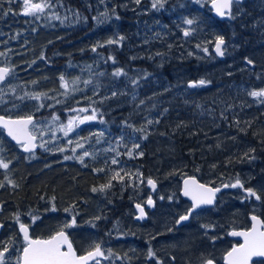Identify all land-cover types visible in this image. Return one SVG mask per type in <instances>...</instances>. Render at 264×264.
I'll return each mask as SVG.
<instances>
[{"label": "rangeland", "instance_id": "374dc122", "mask_svg": "<svg viewBox=\"0 0 264 264\" xmlns=\"http://www.w3.org/2000/svg\"><path fill=\"white\" fill-rule=\"evenodd\" d=\"M112 1L115 2L116 0ZM121 1L122 0H117L116 5L114 3L106 5V3H110L111 0H91V3L89 1L90 4L83 2L82 9L88 8L86 13L83 12L84 10L82 9L80 12L78 10L76 12L73 10L67 12L71 13L67 19L69 25H72L71 29L76 28V24H85L87 22L85 17H91L92 12L89 8L95 5V7L102 9L101 14L105 18L103 23L110 24L116 31L118 27L113 24L116 16L121 23L122 21L125 23L126 20L131 19V17L147 15V9L141 6V3L145 2L149 6L151 12L154 11L155 13V16L150 14L151 16L147 21V29L151 30L156 28L160 33V37L165 41L164 44L163 42H161V44H153L156 50H158L161 45L162 58H166L170 54L171 49L177 48L181 44L180 41L183 42V39H186L188 44L186 49L188 53V64L185 68L189 69L190 65L193 63L192 59L197 61L200 65H197L198 68H194L193 74H189V77L188 74L184 75L177 67L181 65L182 62L176 64L177 66L170 64L166 66V74H168L169 68L170 72H172L173 68L178 69L176 72L177 75L173 78L176 81L175 88L168 86L169 90L174 89L170 93L169 99H171L173 103L175 102L174 106L176 107H178L177 104H181V102L187 109L191 107L189 105L191 103L197 106L201 115V121L205 123L201 124V128L204 129L206 135L204 138H208L210 142L212 141L207 149L205 146H202L206 149L203 152H206L209 158H203L206 170L202 169L203 179L199 178V180H205L204 183H209V181L223 183L221 180L222 177L216 174L218 168L213 166H223L228 160L229 164L227 166H230L233 164L232 161L235 160H232L233 158H240V162H243L245 158L240 156L242 153H239V150L243 148L248 153L249 146L247 143H242L241 141L237 142L232 132H225L220 129V122L223 120L217 119L224 116L232 117L233 115L234 119H232V121L236 124L239 118L250 122L251 117V124H255V121L258 119V125L259 121L264 118V97H253L251 95L252 92L264 91V0H248L243 6H234L232 13L228 16L226 22L222 23L221 27L217 22L211 21L210 18H207V26L199 15L202 13L201 9L205 8V3L209 4L211 0H123L121 12L113 14L116 6H118ZM16 4L17 7L20 8V12L16 10V15L25 16L27 19L31 17L36 21H38L40 17L42 19L39 20L41 24L35 25L25 21L23 25L27 27L26 29H18L15 25L14 27L12 26L13 29L16 28L17 39L10 41L6 47L0 48V67L10 69L5 81H0V105L5 104V101H7L5 98L10 95V93H14L15 81L17 84L20 73H24L27 66L32 64L35 59L26 63L24 66L19 65V61L28 59L31 57V54L34 57H38L36 59H39V55L33 54V49L40 50V45L46 46L45 44L48 43L47 40H50L49 36L55 35L56 33V31L53 30L54 26L50 24L55 18V15L52 11L48 10V6H50L49 0H42V4L38 0H27V3L26 0H16ZM31 4H41L42 10L32 11L30 14L26 15L25 9ZM249 10L252 12H249ZM13 11H15V9H12V12ZM128 13L131 17H127ZM65 15L67 14L64 13L63 16ZM242 18H245L246 23L253 28L252 33H254L250 37L246 35L245 41L247 42L245 48L251 47L256 53L243 61V57L240 56V54L239 59L236 60L234 58V55L239 49V40H237L235 36L233 25V21ZM186 19H192L193 23L191 25L186 24L184 22ZM143 29H145V27ZM184 31H188L189 35L184 36ZM225 33L227 36L224 38L223 35L225 36ZM37 34L48 38L44 41L32 40V37ZM145 34L146 30L143 31V35ZM200 34L202 36H200ZM153 35L154 33L150 34V36ZM170 37H173V44L167 42L170 41ZM39 38H42V36ZM218 38L227 40L225 47L222 49L225 56L223 60H220L217 55L212 52L213 43H215ZM148 39L149 38H144V40ZM139 41L142 40L139 39ZM52 42L59 41L55 39ZM200 42H204L205 46L201 45ZM142 43L143 42L134 41L132 44H138L140 46ZM59 45L60 43H58V49L61 51L64 50L61 49L62 45ZM74 45L76 47V42H74ZM148 45L150 46V43ZM169 45H171V48ZM166 46L169 48L167 49ZM120 47V51L129 50L131 43L128 45L124 44ZM13 48H15V50ZM77 50L80 51V56H78L77 59L84 60L78 63L80 66H76L73 72L74 76L71 79L74 80L75 83L77 81V85H70L69 81L61 79L60 84H55V87L53 85V91H62V89H64V91H67L66 96L71 98H76V96L87 98L91 96L93 102L96 103L102 101V99L106 97L109 100L111 99V91H102L99 80L102 81V79L111 78L131 79L135 80L136 83H134V85H137L145 79V77L143 78V74H138L130 78L114 76L113 73L117 71L114 67L111 69V73L100 72V68L96 69L95 67L103 63L101 58H95L94 54L90 55L84 53L81 47L77 48ZM113 50H115V48H113ZM18 54H20L21 57L18 58ZM112 54L114 55L111 59L114 61L117 53L114 51ZM255 56L257 57L255 58ZM15 59L17 65H15ZM179 59L187 61L185 60L186 57H181ZM241 63L244 65V68L241 66ZM231 71L234 73L238 71L245 72L246 79H251V75L254 79L250 80L247 84H239L237 86L227 84V86H220V79L218 78L222 77L221 79H223V76L229 77ZM166 77L165 74L161 73L159 78H148L154 81L157 90L161 91V79ZM183 79H193V82L188 80L186 84ZM210 79L217 80V86L210 91H206L205 89L211 87L212 83ZM86 81L87 83H85ZM200 81H204V84H200ZM62 84H64L65 87H62ZM78 85L80 86V90H77ZM56 87L58 88L56 89ZM16 91L18 90L16 89ZM105 93H107V95ZM38 94L37 96L39 99H34L33 97L35 96H33V94H27L25 101L14 107L10 106L6 108L7 113H9L8 117H15L10 115L12 111H18V113H36L41 109V100L54 98L50 96V94L47 96H43V94L39 92ZM130 94H132L131 97H133V93H129L128 95ZM16 99H18V97H16ZM42 102L44 103V101ZM57 102L61 105L65 104L64 100L61 101L60 99L53 101V104L58 105ZM113 104L114 103H110L107 106L108 114L115 111L116 108H119V104ZM71 105L72 107L70 109L66 108V106H62L60 110L56 111L57 113L61 111L60 114L54 113L50 118H46L42 113L39 115L38 119H36V122L32 126V132L38 138L37 143L39 150L37 154L35 153V155L31 157L22 156L20 162L16 160L20 157L18 155L13 158L14 162L11 161V158H4V155L1 156L0 162L8 166L7 168L0 167V185L5 186L11 184L14 186L16 184V190L21 191V189L23 190L25 187V185H23L22 188L21 184L24 177L33 169L44 170L42 173L48 174L47 177L51 176L54 179L55 173H65L67 169L63 165H68L69 163H73L69 172L72 171L71 173H76V181H78L82 170L86 171L90 168L91 163L99 162L104 173L98 179L99 182L102 183L106 177V182H110L112 177H115V179L119 177L121 180H128L126 183L131 186V196L133 194H138L140 198L144 197L146 191L149 192L150 190L148 187L149 176L147 175L153 174L151 176L157 179L155 189L157 201L159 202V212L158 214L155 213V220L148 226L139 227V224L132 218V215H134L133 210L130 212L125 210L124 212H119V210L114 211L113 209L117 207L109 209L100 202L104 194H100L97 190L93 191L94 194H91L90 189L93 190L95 187L92 186L93 181L88 179L89 187L88 190L86 188V191L84 190L82 192V195H84L83 198L76 196V200H72L71 203L68 200L65 201L64 198L66 196L60 195V197L54 198L56 200L52 201L50 208H47L49 203L39 202L40 200H37L33 203H28V207L16 213L10 212L9 207L6 205L10 198L15 200L16 194H13V192H16V190L10 192L13 187L0 188V219L6 220L4 222L0 221V223H3L6 227L5 233L3 234V232H1L0 235V251H3L6 247L8 249L4 254V264H18V256L21 251V246H23V241L19 236H13V233H15V230L17 231L16 226H19L21 223L28 226L32 237H41L38 236L39 233L50 234L51 232L53 233L61 229L68 232L73 231V234L76 236H74V238L78 249L89 250L99 245L100 248L105 251L108 264L120 261L118 257H126L132 253V250L134 253L142 254L144 249L152 250L153 248L165 254L164 257L166 261L162 262L161 260L159 264H170L168 261L169 255H174L177 263L181 264L184 262V258L178 259L175 254H172L173 251L177 254H183L194 248V246H199L200 243L204 241H208L210 244V239L204 234L199 233V238L196 234L198 229L192 230V238H188V240H186V234L190 233L186 231L181 232L182 234L178 233L179 235L177 236H172L170 234L169 222L171 217L179 213L184 205L178 197V186L180 182L176 185L175 177L167 175L166 173L168 170L177 173L176 170L180 166H185V162L182 156H178L180 155L178 146L173 148L174 143L169 138L168 140L162 139L157 132H152V121L157 123L158 118H153L152 121L148 118L145 119L144 123H148V128L146 130L138 129L135 123L129 126L126 124H117L118 127L113 130L110 126V122L106 120L101 110L93 106L92 114L94 112L96 114L95 118L92 119L93 125L85 131L86 133L80 134L81 129L79 128L82 123L76 122V104L74 103ZM70 120L72 121L71 130L68 129ZM149 121H151V123H149ZM259 125L263 128L262 130H264V122ZM254 130L258 135L262 133L257 129ZM65 132H67V135ZM100 133L103 135H98ZM189 141L190 140L184 141L180 139L179 144L181 146L184 143H195ZM197 143L194 148L196 152H200V149L196 150L198 146ZM79 145H83V147ZM136 145H138V147ZM217 149H222L227 155L224 154L221 157H216V155L222 154H214ZM144 151L146 152V157L144 156ZM84 152H87L88 155L84 156ZM129 153H131V155H129ZM174 154L177 156H174ZM65 157H69V159H65ZM139 158H143V161L138 163V168L133 167L132 162ZM114 159L117 161L115 164L112 163ZM15 163L21 164V168H17L16 166L15 169V172L21 174H16L12 171V166ZM57 163L62 166L54 168L48 167ZM247 163L248 161L246 160L245 164L242 165L245 169L241 171L240 168V171L237 172L234 179L229 178L230 183H236L238 179L240 184L251 185L252 191L256 192L257 196L260 197L258 201L260 203L253 205L256 209L264 211V163L258 164L254 162L249 165ZM207 171L211 172L208 173ZM221 171L223 172V170ZM30 173H32L29 174L30 178L29 176L27 177V179L29 178V182L34 183V180H43L40 171ZM117 173L119 175H117ZM144 176L145 179L142 180ZM216 179H218V182L215 181ZM82 180L83 179L80 181ZM59 181V184H61L62 180ZM62 190L60 193H62ZM3 198L7 200L4 201ZM69 204H75L77 208L76 210H67L66 213L76 211V214L64 216V207ZM32 206L45 208L44 215H39L41 208H31ZM56 206H58L59 210ZM103 207L110 212V218L108 216L104 218L105 215L102 212L104 210ZM53 208L55 211H53ZM226 210L230 211L231 207H226ZM19 212L24 213L19 214ZM113 217L119 218V220L116 221L114 220L116 218ZM17 218H19V222ZM71 218L75 219V224L72 227H66V225L71 223ZM212 222L213 221L210 220L207 227L211 228ZM97 223L99 224L96 225ZM211 235L216 236L215 234ZM108 237H110V239ZM175 239L176 241H174ZM214 240H217V238H214ZM219 240L221 241V238ZM128 249L130 250L127 251ZM143 254H145L144 258L148 260L150 257L149 254H146V251H144ZM210 255H212L211 252ZM134 262L137 264V260Z\"/></svg>", "mask_w": 264, "mask_h": 264}, {"label": "trees", "instance_id": "16d2710c", "mask_svg": "<svg viewBox=\"0 0 264 264\" xmlns=\"http://www.w3.org/2000/svg\"><path fill=\"white\" fill-rule=\"evenodd\" d=\"M38 1L41 2L42 4V0H38ZM76 1L77 0H49L50 6H48V10L52 11L55 15V18L51 21L50 24L54 26L53 30H55L56 33L55 35L49 36L50 40H47L48 43L45 44L46 46L40 45L39 46L41 48L40 50L33 49V54L39 55V59H36L38 57H34L31 54V57H29L28 59L19 61L18 64L24 66L26 65V63H29L30 61L35 59V61H33L32 64L27 66V69L24 73L23 72L20 73L19 75L20 78H18L17 84L16 81L14 83V87H15L14 93H10V95H8L5 98L7 99V101H5V104L0 105V114L9 116L8 115L9 113H7L6 108L10 106L14 107L19 103L25 101L27 94H33V96H37L39 95L38 94L39 92L43 94V96H47L50 94V96H53L54 98L49 100H41V109L36 113H29V112L18 113V111H12L10 115L15 117H22V116H26L29 113L27 116H34L36 119H38L39 115L43 113L46 118H50L51 115L54 113L60 114L61 111H59V113H57L56 111L60 110L62 106L63 107L66 106V108L70 109L72 107L71 104L75 103L77 108L76 109L77 123H81L80 121L84 120L85 117L92 116V109L93 106H95L101 110L106 120L110 121V126L113 130H115L116 127H118L117 124L118 125L126 124L127 126H129L130 124H134V123L136 124L138 129L146 130L148 128V123L145 124L144 120L148 118L152 121L153 118L155 119L158 118L157 123H154L152 121V127H151L153 130L152 132H157L162 137V139L164 138L168 140L169 138L174 143L173 148H176L178 146L180 151L179 153L180 155L178 156H182L185 162V166H180L176 170L177 173L175 172L173 173V171L168 170L166 174L175 177L176 185L180 182L182 178L186 176H195V177L197 176L198 178L203 179L201 174V172H203L202 169L205 168V162L203 158L204 157L209 158L207 157L208 155L206 154V152L203 151L207 149V147L210 145L212 141L210 142L208 141V138H204V136L206 135L204 133V129L201 128V124H205V123L201 121L200 112L195 104L192 103L189 104L191 107L187 109V108H183L184 104L181 102V104L178 103L177 104L178 107H176L174 106L175 102L173 103L171 99H169L170 98L169 95L174 89L169 90L168 86L175 88L176 85L175 79L169 76H167L166 78H162L161 86H160L161 91L157 90L154 81H151L146 78L143 79V81L141 83H138L137 85H134L136 81L131 79L130 80L115 79V78L102 79V81L99 80L100 87L102 88V91H109V90L111 91V99L109 100L106 97L105 99H102V101L96 103L93 102L91 96H88L87 98L82 96H76V98L74 97L71 98L66 96L67 91H64V89H62V91H57V90L53 91L55 84L58 83L60 84L61 78H63L66 81H69L70 85H74V84L77 85V81L75 83L74 80H71L72 77L74 76L73 72L75 71L78 63L84 61L77 59V57L80 55L76 56V47L74 45V42H76V40L82 39L85 35H82L83 32H81L80 28L71 29L72 25H69V21L67 20L69 14H71V13H67L69 10H73L74 12H76ZM89 1L91 3V0H80L81 3L83 2L89 3ZM12 2H15V4L13 5ZM82 6L83 4L81 5V7ZM12 9H15V11L12 12ZM16 10L20 12V8L17 7L16 0H0V48L1 47L4 48V46L6 47V45L9 44L10 41L17 39L16 28L13 29L14 25L15 27H18V29H26L27 27L23 25L25 21L30 22L33 25L41 24V22L39 21L40 19H42L41 17L39 18L38 21L32 19L31 17L27 19L25 18V16L16 15ZM249 12L252 11L249 10ZM64 13L67 15L63 16ZM142 16H146V15H142ZM135 17L137 16H134L133 18ZM233 25L235 29V36L237 37V40H239L238 43L239 49L237 53L234 55V58L237 60L239 59L240 56H242L243 57L242 61L247 60V58L250 57L252 54H256L253 48L251 47L245 48L247 42L245 41L246 35L249 37L253 35L254 34L252 33L253 28H251L249 24L246 23L245 18L233 21ZM39 34L34 35V37H32V40L44 41L48 38ZM41 36L42 38H39ZM226 36L227 35L225 33V37ZM55 39H57V41L59 42L53 43L52 41H54ZM58 43L62 45L61 49L64 50L61 51L60 49H58ZM13 49L15 50V48ZM19 57H21L20 54H18V58ZM256 57L257 56H255V58ZM15 65H17L16 59H15ZM241 66H243L244 68V65L242 63ZM109 68H110V62L108 65V69ZM194 68L195 66L193 67L192 70L193 72H194ZM144 69L147 71L148 67L145 66ZM160 71L161 73H165L167 69L165 70L164 68H161ZM108 73H111V70H109ZM221 78L220 77L218 78L220 79L219 81V84H221L220 86H227V84L228 85L233 84L235 86L239 84H247L249 83L250 80L254 79L252 75H251V79H246V73L239 71L235 73L231 71L229 77L223 76V79ZM188 80L190 82L191 81L193 82V79H183V81L186 82V84ZM210 81L212 83L211 87L205 89L206 91H210L217 86L216 84L217 80L210 79ZM57 88L58 87H56V89ZM79 88L80 86L78 85L77 90H80ZM16 89L18 91H16ZM113 93H115V95H113ZM129 93H133V97H131L132 94L128 95ZM105 94L107 95V93ZM16 97H18V99H16ZM58 99H60L61 101L64 100L65 104L61 105L58 102H57L58 105L53 104V101L55 100L57 101ZM42 101H44V103ZM110 103L119 104V108H116L117 111L115 110L112 111L110 114H108L107 106ZM79 109L80 110L85 109V111H80ZM219 119L223 120L222 122L219 121L221 124L219 126L220 129H222L225 132H232L237 142L241 141L242 143H247L249 146L248 153L243 148L239 150V153H242V155L240 156L245 158L243 162H240V158L239 159L233 158L232 160L234 159L235 160L232 161L233 164H231L230 166H227L229 164L228 162L229 160L225 164L223 163L224 164L223 166L222 165L213 166L215 168L223 170L224 173L221 174L222 182L230 183L229 178L234 179L237 172L240 171V168L241 171L245 169L244 167H242V165L245 164L246 160L248 161L247 163L248 165L254 162L258 164L264 163V130H262L263 128L259 125L264 122V118L259 121L258 125H257L258 119L255 121V124H251V117H250V122H247L245 119L239 118V121L236 124H234L232 121V119H234L233 115L232 117H228V116L220 117L217 120ZM92 125H93V120H84V122L79 128L81 129L80 134L86 133L85 131L88 128H91ZM254 129H257L259 132L262 133L258 135L256 134V131ZM180 139H183L184 141L190 140L195 143H191V144L184 143L181 145L184 146L181 147L179 144ZM196 143L198 145L196 150L200 149L201 150L200 152L195 151L194 147L196 146ZM202 146H205L206 149L203 148ZM220 153L222 154L216 155V157H221L224 154L227 155V153L222 149H217L214 152V154H220ZM174 156L177 155L174 154ZM16 160L20 162L22 158L18 157ZM141 161H143V158L135 159L132 162L133 167L138 168V163ZM72 165L73 163H69L68 165H63L66 167L67 170L65 171L64 174L60 172H58L57 174L55 173L54 179L51 176L47 177L48 174L42 173L44 172V170L33 169L30 172L40 171L42 173L41 176L44 180V181L34 180L33 181L34 183L29 182V178H30L29 174L32 173L30 172L27 173L26 177H24L21 183L22 188L23 185H25L24 189L23 190L21 189V191L16 190V192H13V194L14 193L16 194L15 200H13V198H10L6 203V205L9 207V211L18 213V211H21L25 209V207H28V203H33L34 201L37 200H40L39 202L49 203V206L47 208H50L51 207L50 204L52 203V201L56 200L54 198H57L58 196L60 197V195L66 196L64 198L65 201L68 200L72 203V200H76V196H80L81 198H83L84 195H82V192L84 190L86 191V188L88 190L89 187L88 179L93 181L92 186L95 187L97 192H99L100 194H104L106 196L110 195L113 200L118 199V201H122V200L126 201L127 197L131 196L130 194L132 190L131 186L130 184L126 183L128 182V180H121L119 177L114 179L112 177L110 182L109 181L106 182L107 180L106 177L102 183L99 182L98 179L104 174L99 162L91 163L90 168H88L86 171L82 170L80 173V177L78 178V181H76V173L73 174L71 173L72 171L69 172V169L71 168ZM16 166L17 168H21V164L15 163L13 165L14 173L21 174L15 172ZM58 166H62V165L57 163L54 165H50L48 167L54 168ZM28 176L29 178L27 179ZM81 179L83 180L80 181ZM143 179H145V176L143 177ZM59 180H62L61 184H59L60 183ZM215 181H217V179ZM102 188L103 190H98ZM61 190L62 193H60ZM90 192L91 194H94L92 189H90ZM3 200L6 201L7 199L5 200V198H3ZM56 207L58 208V206ZM31 208L40 209L41 207L32 206ZM44 209L45 208L40 209L39 215L41 216L44 215V211H45ZM72 209L76 210L75 204H69L65 206L64 216H68L69 214L72 215L76 214V211L72 213L71 212L66 213L67 210H72ZM115 210H117V208ZM23 213L19 212V214H23ZM0 221L4 222L6 220L0 219ZM98 224L99 223H97L96 225ZM57 231H54L53 233L51 232L50 234L39 233L38 236L49 237ZM68 234L76 249V240L74 238L75 235L73 234V231L68 232ZM199 247L200 245L197 247L194 246V248H199Z\"/></svg>", "mask_w": 264, "mask_h": 264}, {"label": "flooded vegetation", "instance_id": "af4514ba", "mask_svg": "<svg viewBox=\"0 0 264 264\" xmlns=\"http://www.w3.org/2000/svg\"><path fill=\"white\" fill-rule=\"evenodd\" d=\"M117 0L114 2L111 0L110 3H114L116 5ZM121 3L116 6L113 14H117L121 12ZM247 1H244L237 6H243ZM90 4V3H89ZM205 8H202V13L199 14L201 16V20L208 26L207 18H210L211 21L217 22L220 27L222 26V22L219 20H216L215 18H212L211 11L208 9V3H205ZM82 3L80 0L76 1V11L82 9L81 7ZM136 5V4H135ZM146 5V6H145ZM141 6H144L148 13H146V16H137L135 18L131 17V15L128 13L127 17H131V19H127L125 23H122L118 20V17L113 21V24L118 27V29L115 31V29L108 23L104 24L103 21H105V18L101 14V10L98 7H95L93 5L89 9L91 10V17L87 18V22L85 24H76V28H80L81 32H85L83 35H85L82 39L76 40V56L80 54V51L77 50V48H82L84 53L87 54H94L95 58L99 57L103 60V63L99 64L98 67H95L96 69L100 68V72H108L113 67L116 70H119L121 72L120 78H130L138 74H143V76L147 79L149 78H159L161 75V68L166 69V66L175 65L181 63V65L177 66L181 72L186 75L189 74L192 75L193 67L198 68L197 61L193 60V63L190 65L189 69L185 68V66L188 64V53L186 52L187 49V42L186 39H183L184 41H180V46H178L175 49H171L170 54L166 58H162V50L161 45L159 46V49L156 50L155 46L153 44H163L165 43L164 39L160 37V33L158 30L155 29H147V21L149 20V17L155 16L154 11L151 12L149 9V6L143 2L141 3ZM83 12H87L88 8L82 9ZM108 11V10H107ZM82 12V11H81ZM112 14V15H113ZM151 14V15H150ZM111 15V16H112ZM142 15V14H141ZM159 18V17H158ZM201 21V22H202ZM145 27V29H143ZM146 30V34L143 35V31ZM151 33H154L153 36H150ZM185 36V35H184ZM200 36H202L200 34ZM198 36L199 38H202ZM123 37V39H121ZM225 38V36L223 35ZM144 38H149L148 40H144ZM142 40V41H139ZM112 40L113 43L109 44L108 41ZM225 40V39H224ZM134 41L137 42H143L142 45L138 44H132ZM173 37H170V41H167L168 43L173 44ZM227 42V40H225ZM82 42V43H81ZM131 43V47L129 50L120 51V46L124 44ZM150 43V46L148 45ZM201 45H204V42H200ZM171 48V45H169ZM182 46V47H181ZM115 48V50H113ZM168 49L169 47L166 46ZM95 49V51H93ZM117 53V56L115 57L114 61L112 56V52ZM186 57L185 60L182 61L179 58ZM192 58V57H190ZM189 58V59H190ZM168 59V60H167ZM110 62V68L108 69V65ZM148 67V70L146 71L144 67ZM176 68H173L172 72H169L168 74H165L166 76H169L171 78H174V76L177 75ZM142 73H141V72ZM174 73V74H172ZM176 73V74H175ZM149 77V78H148ZM262 97V96H260ZM264 97V96H263ZM183 108H185V105H183ZM110 122V121H108ZM30 131L32 134H34L32 131V126L30 127ZM35 135V134H34ZM36 136V135H35ZM37 138V136H36ZM38 140V139H37ZM3 146V147H2ZM39 150V147L32 153H26L24 152L21 145H17L12 143L5 135L4 130L0 129V158L2 155H4V158H11V161L14 162V157L16 155L20 157H31L32 155L37 154ZM40 153V152H39ZM144 156L146 157V152L144 151ZM14 165V164H13ZM205 169V168H204ZM12 171L14 172L13 166ZM210 173L211 171H207ZM224 173L221 171V169L216 170V174L221 176V174ZM203 174V172H201ZM153 174H148L149 179H151L153 182L156 183V178L152 177ZM152 177V178H151ZM186 177H195V176H186ZM196 180L200 183H203L206 186H209L211 188H219L222 189L217 195L214 204L211 207L201 208L195 212H193L189 219L184 224H179L177 221H179L180 216L185 215L188 213L191 203L183 199L180 196V193L178 197L183 203V209L177 213L174 214L173 217H171V220L169 222L170 224V234L172 236H177L179 234H182L181 232L186 231V240L188 238H192V230L198 229L196 234L199 236V233L204 234L208 239H210V244L208 241H202L203 243H200L199 248H192L188 252H185L183 254L176 253L175 251L172 252V254H175L178 259L184 258V262L181 264H207V261L211 260L212 264H226L225 263V256L226 254L232 250L233 247H239L242 243V241L237 238L236 236L230 235L232 232H240V231H247L250 230L252 227L251 223V216H256L259 218V220L264 223V211L256 209L253 204H258L260 202L259 199H256L254 196H249L247 194V189H251V185L248 184H241V186L237 187H231L232 184L235 183H215L212 181H209V183H204L205 180H199V178L196 176ZM142 180H144L142 178ZM222 180V179H221ZM218 182V179L217 181ZM154 183V184H155ZM157 184V183H156ZM225 185H229L228 187H225ZM10 188L13 187L11 191L16 190V184L12 186L9 185H0V188ZM180 188V183L178 186V190ZM147 190V189H146ZM133 194V193H132ZM151 197L153 203L151 206L148 205L147 201ZM78 202V201H76ZM100 202L103 203L104 206L108 207L109 209H113L117 207V210L119 212L125 211H131L133 210L132 218L134 221L139 224V227H145L148 226L152 221L155 220V213L158 214L159 209V202L157 201V193L156 189L154 191L149 190V192L146 191V194L144 197H141L137 194H133L132 196L128 197V200L124 201H118V199H112L110 195L104 197H101ZM140 205L145 212V215L143 218H138L140 216L139 210L137 208V205ZM226 207H231V210H226ZM77 208V207H76ZM103 213L104 218L106 216L109 217V213L107 209L103 207ZM115 211V209H113ZM113 212V211H112ZM110 218V217H109ZM119 220V218H116V221ZM212 220L211 228L207 227L209 225V221ZM24 224V223H23ZM2 225V229L0 231L3 232V234L6 231V227L3 223H0ZM26 225V224H25ZM27 226V225H26ZM17 231L15 230V233H13V236H19V238L22 239L21 233H20V225L16 226ZM28 227V226H27ZM261 230H264L262 228ZM179 233V234H178ZM211 234H215L211 235ZM110 239V237H108ZM214 238H217V240H214ZM221 238V241L219 240ZM176 241V239L174 240ZM190 242V241H189ZM25 246V243L23 242V246H21V251L19 253L18 258L22 254L23 247ZM220 246V247H219ZM218 247V248H217ZM96 247L89 249V250H81L76 247V255L84 256L88 254L89 252H92L95 250ZM128 249L127 251H129ZM144 251H146V254H149L148 252L151 251L152 255L149 257L148 260H146ZM101 255H98L95 260H93L90 264H108L107 256L105 255V251L100 248ZM210 252L212 255H210ZM142 254H137L136 252L132 250V253L126 257H118L120 261H115L110 264H136L134 261L137 260V264H159V262L162 260V262H165V254L161 253L160 250H157L153 248L152 250L144 249ZM141 256V257H140ZM168 261L170 264H179L177 263V260L175 259L174 255H169ZM251 264H264V257L262 258H256L252 260Z\"/></svg>", "mask_w": 264, "mask_h": 264}, {"label": "snow or ice", "instance_id": "6c2138e0", "mask_svg": "<svg viewBox=\"0 0 264 264\" xmlns=\"http://www.w3.org/2000/svg\"><path fill=\"white\" fill-rule=\"evenodd\" d=\"M231 0H213V7L216 8L217 13L223 16L224 9L229 7ZM27 3V0H26ZM155 7V5H154ZM42 10L41 4H31L29 7L25 9V14H30L32 11ZM186 24L191 25L193 23L192 19H186L184 21ZM184 35L188 36L189 32L184 31ZM123 39V37H121ZM109 44L113 43L112 40L108 41ZM224 43L223 39L218 38L216 42V52L218 55H222L221 45ZM95 51V49H93ZM9 69L0 68V81H3L5 77L8 75ZM114 76H120L121 72L117 70L113 73ZM63 79V78H61ZM87 83V81L85 82ZM200 84H204V81H200ZM192 86V85H190ZM62 87H65L62 84ZM115 95V93H113ZM251 95L253 97L256 96H264V91L261 92H252ZM34 99H39L38 96L33 97ZM80 111H85V109H81ZM95 112L92 116L85 117L84 120H92L95 118ZM84 120L80 122L83 123ZM151 123V121H149ZM33 125V119L31 116L24 117L22 119H5L0 116V128L6 130L7 135L15 140L18 144H20L24 151H30L35 145L32 141L35 139L30 133L29 126ZM72 121H69L68 129L71 130ZM67 135V132H65ZM98 135H103L102 133ZM83 147V145H79ZM138 147V145H136ZM84 156H87L88 153L84 152ZM131 155V153H129ZM65 159H69V157H65ZM82 159V158H81ZM113 164L117 163L114 159L112 161ZM7 164L0 162V167L7 168ZM117 175H119L117 173ZM115 179V177H113ZM148 184L155 188L154 182L149 179ZM184 190L183 195L189 197L191 199L192 204L187 214L180 216V221H184L189 219V216L198 209L201 205H211L215 198L216 192L220 191L219 188H211L204 184L197 183L194 179H186L184 181ZM229 185H225L228 187ZM241 186L240 181L237 179L235 184H232L231 187ZM103 190V188L101 189ZM96 191V189H93ZM247 194L249 196H254L256 199H260L257 196L256 192L251 189H247ZM148 205L151 206L153 201L151 197H149L147 201ZM137 208L139 210L140 216L138 218H143L145 215L144 209L138 204ZM53 211L55 209L53 208ZM253 221V226L250 230L244 232H232L230 235L233 236H242L244 239V243L239 247H233L231 251H229L225 256L226 264H248L249 260L252 257H264V223H262L256 216L251 217ZM19 222V218H17ZM75 224V219H73L72 223L66 225V227H71ZM20 231L24 235L25 246L23 247L22 254L18 258V264H84L85 261L88 260L89 257H94L101 255L100 246L96 245V248L93 252H89L87 256H77L71 243L68 241L67 235L63 229H61L58 233L52 236L49 239L41 240V239H31L28 235V228L24 224H20ZM66 246L67 250H62V247ZM7 247L0 251V264H4V254L7 252ZM149 255L152 253L149 251ZM207 264H212V261H207Z\"/></svg>", "mask_w": 264, "mask_h": 264}, {"label": "water", "instance_id": "95a60500", "mask_svg": "<svg viewBox=\"0 0 264 264\" xmlns=\"http://www.w3.org/2000/svg\"><path fill=\"white\" fill-rule=\"evenodd\" d=\"M243 0H231V2H230V4H229V7L227 8V9H224V15L223 16H221V15H219L218 13H217V10H216V8H214L213 7V1L209 4V7L211 8V10H212V17H214V18H216V19H218V20H221V21H223V20H225L226 19V14L227 13H230L231 12V5H232V3L233 2H238V3H240V2H242ZM217 42V41H216ZM224 44H225V42L221 45V51H222V48H223V46H224ZM213 52H214V54L215 55H217L218 57H220V58H222V56L223 55H218L217 54V52H216V43H215V46H214V48H213ZM1 68H4V67H1ZM7 69V68H6ZM6 78V77H5ZM5 80V79H4ZM2 117H4V116H2ZM5 119H13V120H16V119H22V118H24V117H20V118H6V117H4ZM32 119H33V122H34V118L32 117ZM31 126V125H30ZM30 126H29V128H30ZM3 129V128H2ZM4 130V129H3ZM5 131V134H6V136H7V138L8 139H10L14 144H17V145H19L15 140H13L11 137H9L8 135H7V132H6V130H4ZM32 135V134H31ZM33 136V135H32ZM33 137H35V136H33ZM32 143L35 145L30 151H27V152H33L35 149H36V147H37V145H36V137H35V139L32 141ZM24 152H26V151H24ZM186 179H194L197 183H199L194 177H187V178H185V179H183L182 181H181V188H180V196L183 198V199H186V200H188L191 204H192V201H191V199H189V197H186V196H184L183 195V190H184V181L186 180ZM199 184H201V183H199ZM149 187L151 188V190L153 191L154 189H153V187L151 186V185H149ZM209 187V186H208ZM222 189H220V191H221ZM220 191H218V192H216V194H215V198H214V200H213V203L211 204V205H201L198 209H196L195 211H197V210H199V209H201V208H206V207H211L213 204H214V202H215V199H216V195L220 192ZM194 211V212H195ZM252 217V216H251ZM251 217H250V219H251ZM188 220V219H187ZM187 220H184V221H180L179 222V224L181 225V224H184ZM258 220H259V218H258ZM251 223H252V226H253V221H252V219H251ZM1 228H2V225H0V230H1ZM252 228V227H251ZM240 232H244V231H240ZM20 233H21V236H22V238H23V240H24V235H23V233L20 231ZM58 233V232H57ZM28 235H29V238H31L30 237V231H29V229H28ZM55 235V234H54ZM54 235H52V236H54ZM65 235H67L66 234V232H65ZM51 236V237H52ZM51 237H49V238H51ZM67 237H68V235H67ZM237 238H239L241 241H242V243L241 244H243L244 243V239H243V237L242 236H236ZM49 238H36V239H41V240H46V239H49ZM31 239H34V238H31ZM68 241H69V243H71V241H70V239L68 238ZM71 245H72V243H71ZM72 247H73V245H72ZM62 250H64V251H66L67 250V248H66V246H64V247H62ZM73 250L75 251V253H76V250L74 249V247H73ZM93 252V251H92ZM88 254H86V255H84V256H87ZM97 256H94V257H89L88 258V260L87 261H85L84 262V264H90L93 260H95V258H96ZM256 258H262V257H252L250 260H249V262H248V264H251V262H252V260H254V259H256ZM225 263H226V261H225Z\"/></svg>", "mask_w": 264, "mask_h": 264}, {"label": "bare ground", "instance_id": "6f19581e", "mask_svg": "<svg viewBox=\"0 0 264 264\" xmlns=\"http://www.w3.org/2000/svg\"><path fill=\"white\" fill-rule=\"evenodd\" d=\"M226 117V116H225ZM227 120V119H226ZM249 143V142H248ZM206 170V169H205ZM218 170V169H217Z\"/></svg>", "mask_w": 264, "mask_h": 264}]
</instances>
